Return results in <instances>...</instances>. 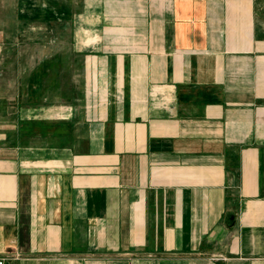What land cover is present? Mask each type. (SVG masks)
I'll list each match as a JSON object with an SVG mask.
<instances>
[{"label":"crops","instance_id":"0c3cea01","mask_svg":"<svg viewBox=\"0 0 264 264\" xmlns=\"http://www.w3.org/2000/svg\"><path fill=\"white\" fill-rule=\"evenodd\" d=\"M95 5L27 65L0 21V259L264 264V0Z\"/></svg>","mask_w":264,"mask_h":264},{"label":"rangeland","instance_id":"374dc122","mask_svg":"<svg viewBox=\"0 0 264 264\" xmlns=\"http://www.w3.org/2000/svg\"><path fill=\"white\" fill-rule=\"evenodd\" d=\"M97 2L99 4L100 0H0V21H9L6 30L9 36L17 37L20 42L17 48L26 57L19 63L27 65L32 62L29 56L49 50L68 51L71 43L80 42L86 35L76 25L83 24L87 5H95ZM39 4L55 7L56 10L51 13L42 9L38 14L31 12L32 7ZM208 258L212 262L225 260L221 255Z\"/></svg>","mask_w":264,"mask_h":264},{"label":"built area","instance_id":"2783aa9c","mask_svg":"<svg viewBox=\"0 0 264 264\" xmlns=\"http://www.w3.org/2000/svg\"><path fill=\"white\" fill-rule=\"evenodd\" d=\"M0 264H5V259H0Z\"/></svg>","mask_w":264,"mask_h":264}]
</instances>
